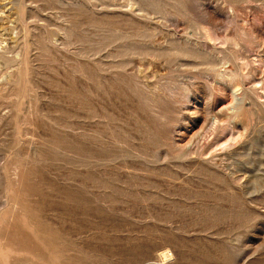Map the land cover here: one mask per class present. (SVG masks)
Returning a JSON list of instances; mask_svg holds the SVG:
<instances>
[{"label": "rangeland", "instance_id": "rangeland-1", "mask_svg": "<svg viewBox=\"0 0 264 264\" xmlns=\"http://www.w3.org/2000/svg\"><path fill=\"white\" fill-rule=\"evenodd\" d=\"M0 264H264V0H0Z\"/></svg>", "mask_w": 264, "mask_h": 264}]
</instances>
